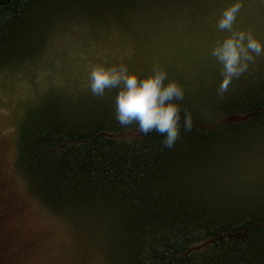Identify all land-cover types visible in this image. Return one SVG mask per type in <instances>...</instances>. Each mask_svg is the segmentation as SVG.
<instances>
[{"label":"trees","instance_id":"trees-1","mask_svg":"<svg viewBox=\"0 0 264 264\" xmlns=\"http://www.w3.org/2000/svg\"><path fill=\"white\" fill-rule=\"evenodd\" d=\"M183 1L0 0V70L35 61L75 20L162 15ZM239 85L213 109L184 94L193 126L171 149L120 126L115 106L53 97L23 128L17 169L107 264H264V172L247 159L264 158V73Z\"/></svg>","mask_w":264,"mask_h":264},{"label":"rangeland","instance_id":"rangeland-1","mask_svg":"<svg viewBox=\"0 0 264 264\" xmlns=\"http://www.w3.org/2000/svg\"><path fill=\"white\" fill-rule=\"evenodd\" d=\"M235 2L184 0L178 10L162 15L137 13L102 24L75 20L50 34L48 46L35 61L0 70V264H107L75 236L67 218L44 207L27 190L16 166L23 128L37 109L48 108L54 99L74 110L81 102L115 106L118 89H108L100 97L88 88L91 67L98 63L124 64L142 78L159 66L191 96L190 102L213 109L219 95L231 94L241 82L264 73V53L253 54L247 70L218 94L222 65L211 52L228 35L217 22ZM239 2L243 7L234 29L252 30L264 45V0ZM251 157L250 170L264 172V158ZM218 196L225 200L226 189Z\"/></svg>","mask_w":264,"mask_h":264},{"label":"clouds","instance_id":"clouds-1","mask_svg":"<svg viewBox=\"0 0 264 264\" xmlns=\"http://www.w3.org/2000/svg\"><path fill=\"white\" fill-rule=\"evenodd\" d=\"M243 5L236 0L222 11L217 22L220 31L228 33L211 52L222 65L223 77L218 94L228 90L234 78L247 70L248 63L254 60L253 54L264 53L262 45L253 35L234 29L236 17ZM167 81V83H165ZM88 88L95 96H104L108 89H118L115 98V119L122 127L135 125L140 136L156 133L162 137L160 143L171 149L181 136V130H192L191 113L183 110L177 101L184 98L183 88L175 81L168 80L167 73L156 66L146 77L130 72L129 68L105 66L102 63L91 67Z\"/></svg>","mask_w":264,"mask_h":264}]
</instances>
